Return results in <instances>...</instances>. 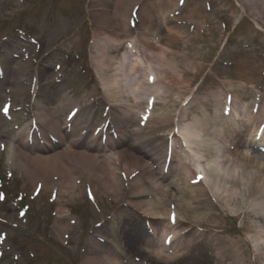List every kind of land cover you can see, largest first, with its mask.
Here are the masks:
<instances>
[{"label":"rangeland","instance_id":"obj_1","mask_svg":"<svg viewBox=\"0 0 264 264\" xmlns=\"http://www.w3.org/2000/svg\"><path fill=\"white\" fill-rule=\"evenodd\" d=\"M115 1L110 0L105 8L109 18ZM154 3L152 11L160 9L164 13L154 23L149 40L152 48L139 57L124 54L126 61L139 58L146 66L126 71V76L117 79L118 86L111 81V73L106 79L98 73L103 71V56L114 68L113 63H119L117 50L121 53L123 49L120 45L100 56L97 43L101 39L107 41L110 34L111 43L115 44V38L123 34L116 25L109 24L107 28L94 16V10L100 8L96 0H0V123H8L0 129V141L23 138L40 107H54L64 116L74 106L82 113L75 123L86 127L90 136L95 130L108 129L112 140L101 136L108 156L109 146L119 150V144L125 145L138 156L148 148L144 134L125 144L109 133L123 120L132 121L136 129L152 131L160 137L158 145L160 142L181 154L183 148L175 136L180 124L194 123L204 112L214 115L209 127L215 122V129L222 132L215 139L210 132L207 140L212 152L226 141L223 149L228 162L211 164L206 177L194 171L188 158L191 182L165 181L164 191L174 189L176 195L161 216L175 222L170 223L174 226L171 241L181 239V255L175 264H264V223L251 213L244 215L256 207L264 209V191L256 188L257 172L264 179V118L247 121L259 104L264 106V100L256 99L253 107L243 108L242 89H237L243 80L234 75L242 70L249 80L257 79L255 88L245 90L264 95V0ZM95 28L100 31L96 35ZM164 29L177 37V43L161 42ZM133 30L130 28L126 34L128 38H132ZM13 66L20 70L15 77L23 83L24 95L9 88ZM39 71L44 88L48 81L54 86L51 89L50 83L47 88L53 94L50 98L45 89H38L35 73ZM121 79L134 86H125ZM159 97L165 103L161 104ZM7 103L18 109L7 113L8 109L3 108ZM233 105L242 109L238 118L244 125L241 131L231 116ZM22 107L26 112H20ZM86 116L92 119L91 126H86ZM3 144L0 143V264H82L90 241L112 248L113 239L118 242L116 249L128 255L131 264H146L135 253V243H142L150 229L147 230L143 215L127 205L123 192L93 195L82 191L61 198V204L49 192L39 196L24 185L17 169L6 164ZM161 161L163 158L158 160ZM156 166L157 161L153 164ZM119 168L115 165L111 170L121 178L117 184L125 188L126 180ZM168 169L174 172L182 167L174 165ZM199 180L204 189L197 186ZM155 198L149 195L147 199ZM60 216L71 218L74 223V228L62 237L53 226ZM126 242L131 243L127 246Z\"/></svg>","mask_w":264,"mask_h":264},{"label":"bare ground","instance_id":"obj_2","mask_svg":"<svg viewBox=\"0 0 264 264\" xmlns=\"http://www.w3.org/2000/svg\"><path fill=\"white\" fill-rule=\"evenodd\" d=\"M96 2L100 5V8L98 9L99 11L94 10V16L107 28H109L110 25H116L117 29L123 34V36L115 38V44L111 43L113 38H110V34H108L107 41L106 39H101L97 43L99 48L98 52H101L100 56L122 45L121 49H123L124 52L120 53L117 50L118 55L116 60H119V63L116 61L113 63L114 68H110V65L104 59L105 56H103V60H100L101 70L103 71L101 72L99 70L100 74L98 73L99 77L103 76L104 79L108 77V73H111V76H113L111 81L114 85L119 86L117 79L122 78L126 71L131 72L134 71L135 68L140 69L146 66L139 58H136L134 61H126L124 54L138 53L141 55L146 50L152 48V44L149 42L150 36L154 33V25L160 20L164 12L160 9L155 10V13L152 11V7L155 8L154 2H156V0H116L113 3L111 17L109 18L105 8L110 0H96ZM133 14L136 15V19L134 20L131 19ZM103 16L104 19L101 18ZM131 25L135 28V32L133 31L130 35L132 36V40L139 38L141 43L134 44L133 41L124 37L126 34L129 35L128 32L130 31ZM99 32L100 31L95 28L94 34L96 35ZM161 42L165 45L174 44L177 43V37L171 33L170 30L164 29V33L161 35ZM12 72L14 77L9 88L13 90L15 94L24 95L25 87L23 83L17 81V77H15L20 70L17 66H13ZM12 72L10 75H12ZM240 72H235L234 75L238 80H243L240 83L241 86L237 89H242L240 91L242 99H244L242 104L243 108L245 107L247 110L256 104V99L259 101L264 100V95L260 94L257 96L254 90H251V93L245 90V88H255L257 79L249 80L246 74H244V71L240 70ZM35 75L39 91L43 88L49 98L52 97V92L47 89L50 83L51 85L49 87L51 89L54 87L52 82L48 81L47 86L44 88L40 82L42 77L40 71L36 72ZM156 80H158V78H156ZM104 81L107 82V80ZM122 82L125 86H134L127 79H123ZM154 83L155 82H153V84ZM124 85L121 86L120 89L122 93L124 92ZM134 99H136V97H134ZM159 99L161 100V104L165 103V99H161L160 97ZM8 105L9 103L3 105V107L6 106V109H8L7 113H10L11 110L18 109V107H8ZM207 106L208 104L205 105V108H207ZM71 109H75V107L68 109L65 115H67ZM20 112H26L24 107H22ZM74 113L72 119H69L71 118L70 116L67 117L57 113L54 107H47L45 109L40 107L38 110L36 109V114L32 119L36 130L31 131L29 130L30 128H28L21 139L16 138L15 140L14 137L5 142L3 140L0 141V143H4L3 147L6 164L11 169L15 168L18 170V174L25 180L26 184L24 185L31 187L33 193H38V195L41 196L49 192L55 196V201H59L60 204L61 198L64 199L65 196L72 197L75 194H82V191L83 193L88 191L93 195L98 193L109 195L115 191L120 193L123 192L126 197L127 205L137 209V211L143 215L145 218L144 220L147 222V230L150 229V231L143 236L144 241L142 243H135L137 248L135 249V253H137L142 260H145L146 264H175V259L177 261V256L181 255V239L173 238V240L170 241L171 229L174 227L173 225L175 222L171 225L167 219L163 220L161 216L165 213V210L167 211L169 204L172 203L176 195L174 189H169L167 193L164 191L166 187L165 181H170L169 183L173 184L177 182H180V184H189L192 172L188 166V158L193 163L194 169H201V172L206 177L209 176L208 171L210 170L211 164L219 165L223 160L228 162L229 158L227 151L223 149L226 141L224 140L223 146H216L215 152H212L213 148L209 145L210 140H207L210 132L213 139L219 137L223 127L218 125L221 128V132L215 129V122L213 126L209 127L212 125L210 121L214 115H210L206 112L201 114L202 118L195 120L194 123L187 125L180 124L181 127L178 128L177 135L175 136L186 150H183L181 154H175V151H172V149L170 152H167L168 147L163 144L160 145V142L158 145L156 141H159L160 137L154 136L152 131L146 132L143 131L145 129H136L137 126L132 121L123 120L122 122L120 120L119 122L122 123H118V125L114 127V132L116 136L119 137L120 141L125 144L126 141L135 142L144 134L143 140L147 142L148 148L143 151V155L138 156L133 154L129 150V147L124 148L125 145L121 146V144H119V150H116L113 146H109V151L111 150L109 153L111 155L108 156L105 154L103 148L104 144L101 142L100 136H90L88 133L89 130L86 127H81L75 123L77 117H82L80 115V110ZM241 113L242 109L238 110L235 106L231 112V116L236 121L239 131H241L244 126L243 123L240 124L242 119H239L240 121L238 120V118H241ZM246 116L245 114V117ZM86 117L88 118L89 116ZM262 118H264V106L259 104V108L255 110L254 114L249 115L247 121H254ZM91 124L92 119L89 120L88 118L86 126H91ZM6 125H8L6 121L3 123L1 122L0 129L6 127ZM133 126L135 128H131ZM37 133H39L38 137ZM47 133L51 134L52 139H50L51 136ZM106 133L108 132L105 131V134ZM40 139L42 142L41 145L39 144ZM106 139H110L109 141L112 140L109 138V135H107ZM187 151L190 152V154L192 153V155L188 156ZM166 155H168L170 162L168 164L170 166L173 167L177 165L176 167H182V170L174 172L169 170V166L166 160H164ZM160 158H163V161L158 162ZM200 159H203V161H200ZM156 161L157 166L154 168L153 164H155ZM163 163L164 165L167 164L165 171L164 165H162ZM115 165L120 167L119 170L122 171V175L125 177V188H121L120 185L117 184L121 178L116 172L111 170V167ZM252 175H254V173H252ZM256 177L259 181L256 188H258L259 191H264V179L258 172ZM200 185L203 189L205 188L201 181H199L197 186L199 187ZM191 188H194V186ZM149 195H154V197H156L154 201H149L147 199ZM163 197L164 200H161ZM59 212L63 211L59 210ZM250 213L256 216L261 223H264V209L256 207L247 213L245 212L244 215ZM12 216L14 218L17 217L15 214ZM6 219H8V217H6ZM12 221H14L13 218ZM245 224H247V222H245ZM72 225L74 226L73 220L64 216L56 218L53 223L54 229L60 237L74 228ZM244 227L247 226L245 225ZM112 241V248L90 241L91 244L83 253L82 264H131L132 261L129 259V256H124L122 254L123 252L116 249L118 242H115V239ZM130 243L131 242H126L125 244L128 246ZM257 257H260L259 253Z\"/></svg>","mask_w":264,"mask_h":264},{"label":"snow or ice","instance_id":"obj_3","mask_svg":"<svg viewBox=\"0 0 264 264\" xmlns=\"http://www.w3.org/2000/svg\"><path fill=\"white\" fill-rule=\"evenodd\" d=\"M202 178V177H201Z\"/></svg>","mask_w":264,"mask_h":264}]
</instances>
